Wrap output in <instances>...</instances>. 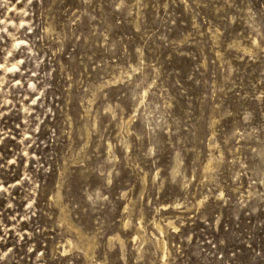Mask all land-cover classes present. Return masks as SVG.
Segmentation results:
<instances>
[{
	"label": "rangeland",
	"instance_id": "374dc122",
	"mask_svg": "<svg viewBox=\"0 0 264 264\" xmlns=\"http://www.w3.org/2000/svg\"><path fill=\"white\" fill-rule=\"evenodd\" d=\"M0 264H264V0H0Z\"/></svg>",
	"mask_w": 264,
	"mask_h": 264
},
{
	"label": "bare ground",
	"instance_id": "6f19581e",
	"mask_svg": "<svg viewBox=\"0 0 264 264\" xmlns=\"http://www.w3.org/2000/svg\"><path fill=\"white\" fill-rule=\"evenodd\" d=\"M208 167L210 168V165H209ZM208 167H207V168H208ZM174 227H176V226L174 225Z\"/></svg>",
	"mask_w": 264,
	"mask_h": 264
}]
</instances>
